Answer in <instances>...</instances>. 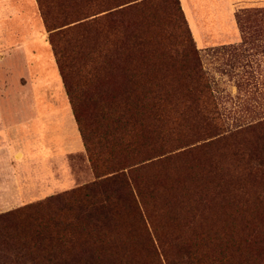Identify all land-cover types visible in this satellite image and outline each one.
I'll list each match as a JSON object with an SVG mask.
<instances>
[{
    "label": "rangeland",
    "instance_id": "rangeland-1",
    "mask_svg": "<svg viewBox=\"0 0 264 264\" xmlns=\"http://www.w3.org/2000/svg\"><path fill=\"white\" fill-rule=\"evenodd\" d=\"M2 1L15 9V15L3 21L0 46V213L93 180L85 147L70 153L57 148V138L75 139L73 124L82 141L64 85V97H59L62 105L68 104L74 123L66 120L63 127L67 133L54 132L47 150L50 153L42 152L39 140L48 136L35 119V104L41 96L34 86L40 83L36 76L42 81L47 73L56 76L54 65L49 63L53 55L49 32L37 0ZM179 4L191 40L172 0H150L144 9L156 40L168 53L180 56L188 43L197 50L216 108L205 102V106L193 107L211 118H195L191 112V116L186 115L189 104L177 98L172 106L164 107L166 112L168 107L172 109L171 115L161 123L160 136L151 151L154 157L145 162L147 166L138 178L139 172H132L138 164L127 161L111 167L117 154L148 152L152 146L125 136V127H139V122L132 118L123 125L118 121L117 111L111 107V80L105 86L100 82L113 69L115 79L132 89V80L127 82L121 75V64L113 59L111 66L103 68L101 58L87 54L71 65L79 100L83 108L89 107L85 109L86 120L91 128L97 127V135L90 136L91 151L101 157L107 171L130 165L127 168L138 188L147 228L145 243L138 250L143 263L149 262V237L166 264L179 260L184 264H264V177L258 182H236L241 176L232 173L240 170L239 163L231 155L235 146L252 138L250 135H264V0H179ZM198 8L199 13L204 12L199 25L192 18V11ZM70 18L65 17L67 22ZM62 21L56 20L55 26L64 24ZM115 57L111 43V58ZM130 74L127 72L128 78ZM146 125H150L148 121ZM225 137L224 144L214 142ZM209 140L214 144L201 152L179 156L180 151ZM116 229L123 231L120 224Z\"/></svg>",
    "mask_w": 264,
    "mask_h": 264
},
{
    "label": "trees",
    "instance_id": "trees-1",
    "mask_svg": "<svg viewBox=\"0 0 264 264\" xmlns=\"http://www.w3.org/2000/svg\"><path fill=\"white\" fill-rule=\"evenodd\" d=\"M37 3L88 153L93 180L0 213V264H146L138 250L141 251V245L145 243L147 228L140 211L138 188L134 187L131 175L141 172L147 166L145 162L154 157L151 151L155 138H159L161 123L172 111L168 107L166 112L165 106H172L177 98L185 99L189 104L186 115L191 112L195 118H211L199 109L205 106L203 102L214 104L216 108L200 56L191 43L184 45L180 56L176 57L156 40L152 22L144 9L150 0H37ZM172 5L191 40L179 0H172ZM65 17H71L70 21L67 22ZM61 19L64 24L55 26V21ZM63 26L66 27L56 30ZM111 43L115 58H111ZM139 53L141 55L137 56ZM87 54L101 58L103 68L111 66L114 59L121 64V75L128 79L127 82L132 80V89H126L115 79L113 69L100 78L102 86L111 80V107L117 111L118 121L121 120L123 125L129 124L132 118L139 122V127H125V136L137 137L139 142L152 146L148 152L137 150L127 155L117 154L111 162V167L127 161L138 164L132 172L127 168L130 165L107 171L101 157L91 151L90 136L97 135V127L91 128L86 120L85 111L89 107L83 108L79 100V86L71 65ZM127 72L132 78L127 77ZM193 106L199 108L195 110ZM147 121L150 125H146ZM145 128H148L146 135ZM250 136L249 141L235 146L231 154L239 163L240 170L237 168L232 173L241 176L236 178L238 183L258 182L264 177V135ZM226 139L219 138L214 142L224 144ZM211 141L180 151L179 156L201 152L202 148L214 144ZM152 162L151 165L155 164ZM140 172L136 174L137 178ZM119 224L124 232L116 229ZM147 241V264H166L149 237ZM183 248L181 246L180 250ZM170 264L184 263L179 260V263Z\"/></svg>",
    "mask_w": 264,
    "mask_h": 264
},
{
    "label": "crops",
    "instance_id": "crops-1",
    "mask_svg": "<svg viewBox=\"0 0 264 264\" xmlns=\"http://www.w3.org/2000/svg\"><path fill=\"white\" fill-rule=\"evenodd\" d=\"M193 1V0H192ZM15 9L8 5L6 2L2 1L0 2V46H2V28H3V21L4 19H9L15 15ZM201 11L200 8L197 10L192 11V18L195 20L197 25H199V20L203 19V13H199ZM201 27V24H200ZM51 64L54 65L56 70V76L54 75V72L51 73V75L47 73V79L45 81H42L40 78L36 76V81L40 82L38 84H35L34 88L36 91L40 92L41 100L37 101L35 104V107L37 108L38 113L36 114V120L40 123L42 126L41 132L45 134V136L48 138L39 140L40 146L42 147L43 153H50L47 150H49V147L52 145V134L55 133H61L65 134L67 133L65 131V128L63 127L65 121L74 123V118L72 116L71 110L66 103H63L62 105V99H60L59 96L64 97V87L63 82L61 79V76L59 74L57 65L55 63V58L52 55L50 58ZM27 65V60H26ZM29 66V65H27ZM33 83V81L31 80ZM32 86V85H31ZM74 124H73V136H75V139L73 141L69 139H62L57 138L58 140L57 148L59 152H65L70 153L74 151H81L84 149L83 142L81 141L80 137L74 133ZM45 138V137H44ZM62 141H61V140ZM3 148L2 142H0V149ZM53 152V151H51Z\"/></svg>",
    "mask_w": 264,
    "mask_h": 264
}]
</instances>
